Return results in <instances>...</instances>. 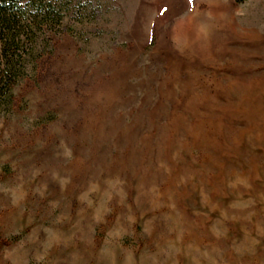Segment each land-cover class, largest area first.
I'll use <instances>...</instances> for the list:
<instances>
[{
    "label": "rangeland",
    "instance_id": "rangeland-1",
    "mask_svg": "<svg viewBox=\"0 0 264 264\" xmlns=\"http://www.w3.org/2000/svg\"><path fill=\"white\" fill-rule=\"evenodd\" d=\"M0 107V264H264V0H53Z\"/></svg>",
    "mask_w": 264,
    "mask_h": 264
},
{
    "label": "trees",
    "instance_id": "trees-1",
    "mask_svg": "<svg viewBox=\"0 0 264 264\" xmlns=\"http://www.w3.org/2000/svg\"><path fill=\"white\" fill-rule=\"evenodd\" d=\"M60 5L53 0H0V107L10 104L12 89L40 47L44 30H63Z\"/></svg>",
    "mask_w": 264,
    "mask_h": 264
}]
</instances>
